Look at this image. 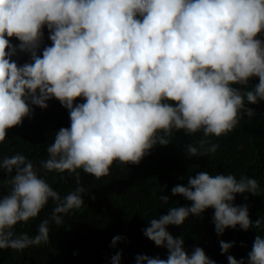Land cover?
Listing matches in <instances>:
<instances>
[{
  "label": "clouds",
  "instance_id": "9594fccd",
  "mask_svg": "<svg viewBox=\"0 0 264 264\" xmlns=\"http://www.w3.org/2000/svg\"><path fill=\"white\" fill-rule=\"evenodd\" d=\"M45 27L52 43L39 55ZM18 51L30 61L20 65L13 59ZM252 77L259 83L248 90ZM53 98L68 110L70 127L55 133L39 167L20 153L0 155V173L7 176L0 178V249L49 242L50 224L61 225L62 214L84 204L78 169L100 179L114 162L139 164L155 145L169 144L174 129L220 137L236 128L242 113L253 116L246 102L264 100V0H0V144L32 116V105L46 109ZM218 147L207 139L185 145L189 156H208ZM41 169L75 174L78 186L61 197ZM260 191L246 175L190 176L171 192L191 204L171 207L143 229L168 250L167 259L138 254L136 264H217L202 247L189 254L168 226L214 208L218 235L237 225L261 228L264 218L253 222L247 204L233 203L236 194ZM50 200L51 216L36 235L15 231ZM124 239L114 236L111 246ZM234 243L221 240L222 253ZM121 259L118 251L111 264ZM227 260L246 264L233 255ZM247 264H264V237H255Z\"/></svg>",
  "mask_w": 264,
  "mask_h": 264
},
{
  "label": "trees",
  "instance_id": "16d2710c",
  "mask_svg": "<svg viewBox=\"0 0 264 264\" xmlns=\"http://www.w3.org/2000/svg\"><path fill=\"white\" fill-rule=\"evenodd\" d=\"M44 33L39 55H42L44 46L52 43L46 27ZM11 41L20 43L15 37ZM13 59L23 65L30 61V54L18 51ZM258 83L259 77H252L246 87L252 90ZM76 102H83V99L78 98ZM47 103L49 107L46 109L32 105V116L25 117L22 125L8 130L5 141L0 144V155L20 153L39 167L40 161L48 156L47 147L54 142L55 133L61 127H70L69 112L60 101L53 98ZM246 106L255 110L254 115L249 117L242 113L239 124L226 135L204 137L202 132L187 135L183 130L174 129L169 137L170 143L155 145L139 164L114 162L109 175L100 179L78 169L79 185L86 189L81 194L82 207L62 214L61 225L50 224L48 243L24 250L0 249V264H111V256L118 251L122 252L121 264H136L138 254L167 259L168 250L156 246L144 235L143 229L149 226L152 218L167 214L171 207L189 206L191 201L182 195H173L171 189L177 184L186 186L188 178L201 171L256 179L260 194H236L233 203L247 204L253 222L264 218V100L256 104L246 102ZM201 139L218 144L217 151L208 156H189L185 145L198 144ZM40 175L61 197L78 186L75 174L46 173L41 169ZM0 178L6 179L7 176L0 173ZM161 195L168 196L169 201H160ZM53 207L50 200L38 217L16 225L15 231L36 235L38 225L51 216ZM214 211V208H208L200 216L190 215L183 225H169L168 230L175 237L184 238V248L189 254L198 246L217 264H229L228 255L244 258L247 264L255 237H264V225L246 231L237 225L218 235L213 223ZM117 235L125 239L112 247L111 241ZM221 240L235 242L228 253H222Z\"/></svg>",
  "mask_w": 264,
  "mask_h": 264
}]
</instances>
